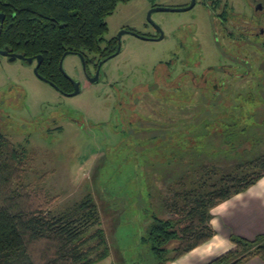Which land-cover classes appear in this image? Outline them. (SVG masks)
I'll return each mask as SVG.
<instances>
[{"label": "rangeland", "instance_id": "374dc122", "mask_svg": "<svg viewBox=\"0 0 264 264\" xmlns=\"http://www.w3.org/2000/svg\"><path fill=\"white\" fill-rule=\"evenodd\" d=\"M187 2L117 3L105 17L103 42L121 28L149 38L122 33L118 52L101 63L93 82L84 79L79 56L66 53L60 71L79 82L73 95L37 77L34 61L0 55V133L27 150L21 180L35 191V200L48 215L69 211L87 196L93 199L107 246V255L94 264H159L140 238L151 214L170 216L161 199L190 187L203 165L224 173L264 150V140L252 144L250 137L234 151L220 150V136L207 142L203 136L210 127L196 125V118L215 111L218 103L234 106L241 127L251 120L250 113L258 122L264 119V48L257 44L250 73L213 72L206 82L207 66L236 59L222 58L204 7L151 10ZM155 26L160 39L150 38L158 34ZM87 71L92 73L93 65ZM213 87L223 88L222 96L231 98L220 100ZM259 128H248L243 135L256 133L262 139L264 127ZM240 137L230 141L239 142Z\"/></svg>", "mask_w": 264, "mask_h": 264}, {"label": "trees", "instance_id": "16d2710c", "mask_svg": "<svg viewBox=\"0 0 264 264\" xmlns=\"http://www.w3.org/2000/svg\"><path fill=\"white\" fill-rule=\"evenodd\" d=\"M126 1L129 0H0L3 14L0 47L6 46L24 57L41 55L37 73L59 87L62 75L57 63L62 53L81 54L86 63L107 54L113 43L111 39L103 42L107 30L105 17L117 3ZM232 61L239 63L238 58ZM210 89L214 96H221L220 100L231 98L222 96L221 87ZM217 105L215 111L208 110L207 116L195 121L201 128L210 127L203 136L207 142L220 136L218 149L234 151L248 137L252 138V144L264 140V135L260 139L261 135L257 137L256 133L243 135L248 128L262 129L264 119L258 122L256 115L250 113L251 120L243 121L241 127L234 118L231 103ZM220 117H224L222 121ZM238 135L241 141H230ZM27 159L23 145L11 143L0 133V264H94L105 257L107 246L97 227L99 214L93 199L87 196L69 211L48 215L35 200V191L27 189L21 180ZM234 166L222 173L203 165L196 171L198 178L190 182V187L174 190L169 199H161L170 216L151 214L140 238L148 244L157 263L174 260L214 236L211 209L245 191L264 174V150ZM91 228L93 232L88 233ZM170 241L175 244L166 247ZM229 241L230 248L205 264H242L252 257L264 260V233L253 239L230 233Z\"/></svg>", "mask_w": 264, "mask_h": 264}, {"label": "flooded vegetation", "instance_id": "af4514ba", "mask_svg": "<svg viewBox=\"0 0 264 264\" xmlns=\"http://www.w3.org/2000/svg\"><path fill=\"white\" fill-rule=\"evenodd\" d=\"M190 2L191 0H189V2H187V4L184 6L189 5ZM197 4H201L204 7L207 15L211 19L215 39L217 42H220L222 48L221 51H223L222 58L226 60L229 57L225 52V50H227L231 53V59L238 58L239 60V63L237 64L232 62L230 64H219L218 66H207L208 70L206 73L203 72V78L206 80V82L208 80V74L213 72L223 74L226 73L234 76L236 70L239 69L243 71L241 73H250L254 66L252 60L255 56L257 44L259 43L258 45L264 47V0H243L240 3H232L231 0H195L193 6L190 9L195 7ZM127 31H132V29L121 28L118 37L116 34L115 36L109 38L113 44L112 49L107 54L95 58L93 62H84V69L81 65L84 79L86 81L89 82V78L93 77L95 74L99 61L103 63V61L112 57L118 52V50L117 52L115 51L117 47L119 49L118 44L120 36L122 33H128ZM150 36V38L156 39L158 34L156 36ZM145 38H149V36H145ZM241 60L242 62H240ZM32 61H34L35 65V60L33 59ZM88 65H93L92 73L87 71ZM185 71L186 73L189 72L187 69ZM60 74L62 75L60 80L61 85L56 87V89H58L62 94L68 95V93L73 90V81L78 83L79 88L78 81L64 76L61 72ZM62 82H65L66 84H62Z\"/></svg>", "mask_w": 264, "mask_h": 264}, {"label": "crops", "instance_id": "0c3cea01", "mask_svg": "<svg viewBox=\"0 0 264 264\" xmlns=\"http://www.w3.org/2000/svg\"><path fill=\"white\" fill-rule=\"evenodd\" d=\"M211 213L214 236L186 254L162 264H205L231 246L230 233L248 239L264 233V175L247 190L213 207ZM242 264H264V260L252 257Z\"/></svg>", "mask_w": 264, "mask_h": 264}, {"label": "water", "instance_id": "95a60500", "mask_svg": "<svg viewBox=\"0 0 264 264\" xmlns=\"http://www.w3.org/2000/svg\"><path fill=\"white\" fill-rule=\"evenodd\" d=\"M195 0H191L190 4L187 5V6H184V7H177V8H167V7H154L152 8L151 10H175V11H182V10H188L190 9L193 4H194ZM150 10V11H151ZM147 13V16L149 14V12ZM2 20H3V14L0 13V30H1V27H2ZM156 29H158L157 26H155ZM158 36L156 39H160L162 37V34H161V31L158 29ZM128 33H131V34H134L136 36H139V37H142V38H145V36H142V35H139L137 33H135L134 31H127ZM120 34V31L117 33V37L118 35ZM118 50V47L116 49L115 52H117ZM114 52V53H115ZM66 53H70V51H64L62 53V55L60 56V58L58 59V63H57V67L59 69V71L61 70V60H62V57L66 54ZM0 55L1 56H6L8 60H14L15 58H18V59H21V60H24L26 63H30L32 62V60L34 59L35 60V65L33 66V72L34 74L39 77L40 79L42 80H45L47 81L45 78L41 77L38 73H37V66L39 65V63L41 62V55H36L34 57H24L21 53H17V52H11L10 49L6 46H3L2 48H0ZM80 58V61H81V65H82V68L84 69V61H83V57L81 54H77ZM101 61L98 62L97 64V69L95 71V74L93 75V77L89 78V82H93L96 80L97 78V72H98V67L100 65ZM61 72V71H60ZM62 73V72H61ZM64 76H66L64 73H62ZM67 77V76H66ZM48 83H50L53 87L56 88V86H54L51 82L47 81ZM73 84V90L68 93V95H73L75 93L78 92V83L77 82H72Z\"/></svg>", "mask_w": 264, "mask_h": 264}]
</instances>
